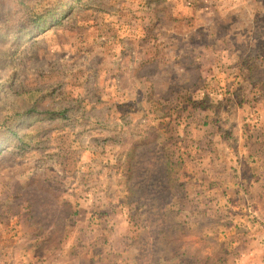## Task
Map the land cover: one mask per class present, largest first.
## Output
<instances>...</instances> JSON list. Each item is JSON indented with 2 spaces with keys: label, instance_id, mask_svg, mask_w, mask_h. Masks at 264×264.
<instances>
[{
  "label": "rangeland",
  "instance_id": "374dc122",
  "mask_svg": "<svg viewBox=\"0 0 264 264\" xmlns=\"http://www.w3.org/2000/svg\"><path fill=\"white\" fill-rule=\"evenodd\" d=\"M255 181L264 0H0V264H264Z\"/></svg>",
  "mask_w": 264,
  "mask_h": 264
},
{
  "label": "trees",
  "instance_id": "16d2710c",
  "mask_svg": "<svg viewBox=\"0 0 264 264\" xmlns=\"http://www.w3.org/2000/svg\"><path fill=\"white\" fill-rule=\"evenodd\" d=\"M50 14H51V12L47 13V11H45V12H41L40 11V12H37V13L33 12L31 14L30 20L28 21V23L26 24L25 27L20 29V32H23L24 30H30L31 31V28H30L31 26H29L31 23L35 24L34 27H33V30H37V29L41 28L43 26V24H48L50 22L49 18L52 21H58V14L57 13H54V14H52L49 17ZM42 22H43V24H42ZM56 116L57 117H62L63 114H61L60 112H57ZM129 170H131L133 172L132 166L129 168ZM64 205L65 206H70V208H71L70 203H65ZM72 215H76V214H70V216H68V218H66V219H69V217H71ZM163 216L166 217V214H163ZM65 226H66V224H65ZM149 227L150 226H148L147 228H149ZM158 228H160V227H158ZM158 232H159L158 233L159 234V241H163L164 240L166 242V245H168L170 243V237H171V233H169V230H164V229L160 228ZM164 248L167 249V246H165ZM163 251H161V253H163ZM160 258H162V257H160Z\"/></svg>",
  "mask_w": 264,
  "mask_h": 264
},
{
  "label": "crops",
  "instance_id": "0c3cea01",
  "mask_svg": "<svg viewBox=\"0 0 264 264\" xmlns=\"http://www.w3.org/2000/svg\"><path fill=\"white\" fill-rule=\"evenodd\" d=\"M261 189L264 190L262 182L255 181V183L253 184V187H252V190H253V193H254V197L260 195V193L262 192ZM120 233H121V231H120ZM77 264H81V263H77ZM89 264H105V263H101L99 261H95V262L89 263Z\"/></svg>",
  "mask_w": 264,
  "mask_h": 264
}]
</instances>
